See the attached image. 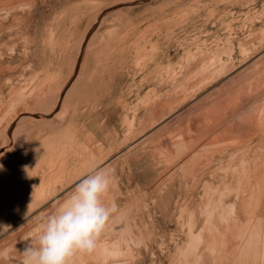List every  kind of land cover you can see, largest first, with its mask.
I'll return each mask as SVG.
<instances>
[{
	"label": "rangeland",
	"instance_id": "374dc122",
	"mask_svg": "<svg viewBox=\"0 0 264 264\" xmlns=\"http://www.w3.org/2000/svg\"><path fill=\"white\" fill-rule=\"evenodd\" d=\"M133 1L0 0V264L100 167L117 212L70 264H264V0Z\"/></svg>",
	"mask_w": 264,
	"mask_h": 264
},
{
	"label": "clouds",
	"instance_id": "9594fccd",
	"mask_svg": "<svg viewBox=\"0 0 264 264\" xmlns=\"http://www.w3.org/2000/svg\"><path fill=\"white\" fill-rule=\"evenodd\" d=\"M112 177L97 168L81 178L57 209L45 216L35 238L24 247L23 264H70L76 253H91L117 206L103 197Z\"/></svg>",
	"mask_w": 264,
	"mask_h": 264
},
{
	"label": "bare ground",
	"instance_id": "6f19581e",
	"mask_svg": "<svg viewBox=\"0 0 264 264\" xmlns=\"http://www.w3.org/2000/svg\"><path fill=\"white\" fill-rule=\"evenodd\" d=\"M122 4L125 5V3H122ZM124 5H123V7H126V6H124ZM126 5H129V4H126ZM120 8H121V7H120ZM115 9L117 10V8H115ZM113 10H114V9H113ZM110 11H111V10H110ZM110 11H109V12H110ZM94 23H95V22H94ZM83 40H84V39H83ZM81 44H82V42H81ZM80 55H81V54L79 53L78 56H80ZM74 67H75V70H74ZM77 68H78V64H77L76 61H75L74 64H73L72 72L74 71V73H76ZM251 79H252V78H251ZM250 82H251V81H250ZM250 82H249V84H250ZM249 84H248V85H249ZM260 90H261V89H260ZM248 91H249V90H248ZM257 91H258V90H257ZM251 92H252V91H251ZM251 92H250V94H251ZM259 93H260V92H259ZM261 94H262V93H261ZM224 95H225V94H224ZM223 97H224V96H223ZM255 97L257 98V96H255ZM256 98H255V99H256ZM223 99H225V97H224ZM223 99H222V100H223ZM260 99H261V98H260ZM222 100H221V101H222ZM253 101H254V100H253ZM244 102H245V101H244ZM54 103H55V105H54V107H53L51 110H54V108L57 106L58 99H57L56 102H54ZM210 103H211V102H210ZM221 103H223V102H221ZM250 103H251V102H250ZM212 104L215 105V103H212ZM216 104L219 105V103H216ZM241 104H242V102H241ZM214 105H211V106L214 107ZM220 105L222 106V104H220ZM220 105H219V106H220ZM242 105H243V104H242ZM242 105H241V106H242ZM58 106H59V104H58ZM207 106H208V105H207ZM209 106H210V104H209ZM246 106H247V104H246ZM246 106H245V107H246ZM159 107H160V105H159ZM165 108H166V107H165ZM217 108L219 109L218 106H217ZM217 108H215V110H218ZM248 108H249V106H248ZM171 109H172V108H171ZM185 109H186V108H185ZM207 109H210V110H211V108H209V107H208ZM51 110H48L47 112H49V111H51ZM166 110H168V109H166ZM212 110H214V109H212ZM212 110H211V112H212ZM219 110L222 111L221 108H220ZM239 110H240V109H239ZM208 111H209V110H208ZM220 111H219V112H220ZM167 112H168V111H167ZM167 112H166V115H167ZM179 112H180V111H179ZM187 112H188V111H187ZM203 112L205 113V110H203ZM209 112H210V111H209ZM214 112H215V111H214ZM219 112H218V115H219ZM21 113H26V114H23V116L20 115L21 118L18 119V121H17L18 123H20L21 121H24V120H26V119L49 120L50 118H52V117L57 113V111L52 115V117H36V116H34V115H38V114H49L50 112H49V113H44V112H37V111H36V112H30V111H29V112H26V111H25V112H21ZM27 113H28V114H27ZM153 113H154V112H153ZM161 113H162V111H161ZM169 113H170V112H169ZM171 113H172V112H171ZM183 113H184V112H183ZM204 113H203V115H204ZM212 113H213V112H212ZM212 113H211V114H212ZM215 113H216V112H215ZM220 113H222V112H220ZM19 114H20V113H19ZM179 114H180V113H179ZM181 114H182V113H181ZM205 114L207 115V113H205ZM194 115H195V116H198L199 113H198V115H196V114H194ZM201 115H202V112H201ZM213 115H215V114H213ZM213 115H212V116H213ZM222 115H224V114H222ZM222 115H221V117H226V116H222ZM155 116H156V115H155ZM155 116H154V117H155ZM160 116H161V115H160ZM163 116H164V115H163ZM163 116H161V117H163ZM190 116H191V115H190ZM208 116H209V118H211V117H210L211 115H208ZM208 116H207V117H208ZM215 116H216V115H215ZM181 117H182V115H181ZM192 117H193V116H192ZM192 117H191V118H192ZM213 117H214V116H213ZM219 117H220V116H219ZM221 117H220V120L222 119ZM188 118H189V117H188ZM193 118H194V117H193ZM195 118H196V117H195ZM199 118L201 119L200 116H199ZM217 118H218V117H217ZM217 118H215V119H217ZM160 119H161V118H160ZM170 119H171V118H170ZM173 119H174V118H173ZM173 119H171V120H173ZM177 119H178V118H177ZM186 119H187V118H186ZM196 119H197V118H196ZM213 119H214V118H213ZM213 119H212V120H213ZM225 119L227 120L228 118L226 117ZM184 120H185V119H184ZM223 120H224V119H223ZM223 120H222V121H223ZM233 120H234V119H233ZM154 121H155V120H154ZM174 121H175V120H174ZM213 121H214V120H213ZM222 121H221V122H222ZM151 122H152V121H151ZM160 122H161V121H160ZM185 122H186V121H185ZM219 122H220V121H219ZM231 122H232V124H233V126H234L235 121H234V123H233V121L230 120L229 124H230ZM243 122H244V121H243ZM175 123H176V121H175ZM211 123H213V122H211ZM211 123H210V125H211V126L213 127V129H214V128H215L214 126H215V123H216V122H214V126H213ZM217 123H218V122H217ZM152 124H153V123H152ZM179 124L181 125L180 122H179ZM184 124H185V123H184ZM187 124H188V122H187ZM226 124L228 125V121H227ZM166 125H167V124H166ZM208 125H209V124H208ZM216 125H217V124H216ZM219 125H220V123H219ZM223 125H224V124H223ZM227 125H226V126H227ZM241 125H242V124H241ZM241 125L239 126L240 128H241ZM244 125H245V124H244ZM246 125H248V124H246ZM226 126H223L224 129H225ZM228 126H231V125H228ZM228 126H227V127H228ZM233 126H232V127H233ZM178 127H179V126H178ZM223 127H221V128H223ZM242 127H243V126H242ZM163 128H164V127H163ZM176 128H177V127H176ZM176 128H175V129H176ZM185 128H187V127L185 126ZM209 128H210V126H209ZM230 128H231V127H230ZM230 128L228 127V129H230ZM161 129H162V128H161ZM161 129H160V130H161ZM178 129H179V128H178ZM210 129H212V128H210ZM236 129H237V127L235 128V130H236ZM242 129H243V128H242ZM221 130L224 131L223 129H220V131H221ZM226 130H227V129H225V131H226ZM231 130H232V131H229L227 134H229V133H230V134H232V133L235 134V132H237V131H234V132H233L234 129H232V128H231ZM208 131H209V129H208ZM222 131H221V132H222ZM225 131H224V132H225ZM244 131H246V130H244ZM244 131H243V133H244ZM221 132H220V133H221ZM226 132H227V131H226ZM226 132H225V133H226ZM231 132H232V133H231ZM238 132H239V131H238ZM238 132H237V133H238ZM241 132H242V131H241ZM237 133H236V134H237ZM239 133H240V132H239ZM251 133H252V132H251ZM251 133H250V134H251ZM221 134H222V133H221ZM245 134H246V133H245ZM222 135H223V134H222ZM224 135H225V134H224ZM238 135H239V134H238ZM10 136H11V135H10ZM243 136H245V135H243ZM258 136H259V135H258ZM262 137H263V136H262ZM147 139H148V138H147ZM6 140H7V142H6L7 144H8L9 142H11V141H9V137H7ZM5 145H6V144H5ZM6 146H7V145H6ZM8 149H9V147H6V149L3 150V152L0 153V157H1V156L5 153V151H7ZM193 152H194V151H193ZM107 166H108V165H107ZM104 169H105V168H104ZM236 185H237V184H236ZM57 205H58V204H57Z\"/></svg>",
	"mask_w": 264,
	"mask_h": 264
},
{
	"label": "water",
	"instance_id": "95a60500",
	"mask_svg": "<svg viewBox=\"0 0 264 264\" xmlns=\"http://www.w3.org/2000/svg\"><path fill=\"white\" fill-rule=\"evenodd\" d=\"M148 1H149V0H136V1L131 2L130 4H131V5H137V4H141V3H146V2H148ZM123 5H124V4H117V5L113 6V7H110V8H108V9L104 10V11L99 15L96 24L93 26V30L97 27V24L99 23V21L101 20V17H102L104 14H106V13L109 12L110 10H113V9H115V8H119V7L123 6ZM125 5H126V4H125ZM73 76H74V75H73ZM73 76H72V77H73ZM72 79H73V78H71V80L68 82V84L72 81ZM64 92H65V90H64ZM64 92H63V93H64ZM63 93H62V95H63ZM58 107H59V106L57 105V107L55 108V110L52 111V112H50L49 114H38V115H34V116H36V117H51V116L57 111ZM15 124H16V121L13 122V123L11 124V126H10V128H9L10 133H11V129H13V127L15 126ZM10 133H9V134H10ZM3 150H4V148L1 149L0 152H2Z\"/></svg>",
	"mask_w": 264,
	"mask_h": 264
},
{
	"label": "crops",
	"instance_id": "0c3cea01",
	"mask_svg": "<svg viewBox=\"0 0 264 264\" xmlns=\"http://www.w3.org/2000/svg\"><path fill=\"white\" fill-rule=\"evenodd\" d=\"M76 6H77V4H74V7H76ZM76 20H79V16H77V19H76ZM86 25H87V19H83V20H81V21L79 22V26L77 27V25H76V27H75V32H76L75 36H78V35L82 34L83 30L85 31V26H86ZM86 28H87V27H86ZM80 32H81V33H80ZM79 33H80V34H79ZM73 36H74V34H73ZM73 36H72V38H73ZM73 39H74V38H73ZM59 52H60V51H58L57 47L55 46L54 50L51 51V53H53V54H50V55H51L52 58H57Z\"/></svg>",
	"mask_w": 264,
	"mask_h": 264
}]
</instances>
